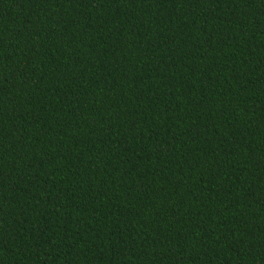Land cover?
I'll list each match as a JSON object with an SVG mask.
<instances>
[{
	"label": "trees",
	"instance_id": "obj_1",
	"mask_svg": "<svg viewBox=\"0 0 264 264\" xmlns=\"http://www.w3.org/2000/svg\"><path fill=\"white\" fill-rule=\"evenodd\" d=\"M0 264H264V0H0Z\"/></svg>",
	"mask_w": 264,
	"mask_h": 264
}]
</instances>
